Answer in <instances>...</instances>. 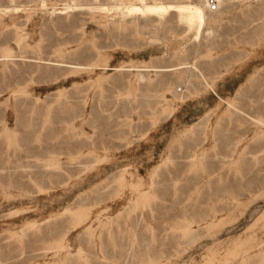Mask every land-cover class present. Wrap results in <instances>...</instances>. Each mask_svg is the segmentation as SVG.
<instances>
[{"label":"rangeland","instance_id":"obj_1","mask_svg":"<svg viewBox=\"0 0 264 264\" xmlns=\"http://www.w3.org/2000/svg\"><path fill=\"white\" fill-rule=\"evenodd\" d=\"M195 1L0 0V264H264V0Z\"/></svg>","mask_w":264,"mask_h":264},{"label":"bare ground","instance_id":"obj_2","mask_svg":"<svg viewBox=\"0 0 264 264\" xmlns=\"http://www.w3.org/2000/svg\"><path fill=\"white\" fill-rule=\"evenodd\" d=\"M197 1V0H196ZM189 2V4L188 5H180V6H178L177 7V10H178V18L180 19V20H185L188 24H189V26L190 27H202L203 25H204V22H205V18H204V10L203 9H205L206 7V5H207V3H206V0H199V1H197V2ZM216 1H218V5H221L222 4V2L224 1V0H216ZM226 4V3H225ZM142 5V4H141ZM147 5V4H146ZM224 5V4H223ZM231 6V5H230ZM221 7V6H220ZM141 8V7H140ZM167 9H168V7H166V6H163V5H157V4H155V5H152V6H145V11H146V13L147 12H150V13H156V14H162V13H164L165 11H167ZM143 11H144V8L142 9ZM131 11V10H130ZM135 11V10H134ZM131 12H133V11H131ZM142 13H144V12H142ZM207 19V18H206ZM201 32V31H200ZM199 34V33H198ZM199 36V35H198ZM182 80V79H181ZM136 190L138 191V189L136 188ZM141 191H138V193H140ZM146 194V193H145ZM145 194H142V196H144L145 197ZM139 196V195H138ZM141 197V196H140ZM181 232H182V234L184 235V236H190V234L192 233V227H190V226H186V227H183L182 229H181ZM173 234V233H172ZM191 237V236H190ZM256 241V240H255ZM64 245H62L61 246V248L63 247ZM250 246V245H249ZM245 249V248H244ZM249 249V248H248ZM251 249V248H250ZM243 251V250H242ZM261 251V250H260ZM240 252V251H239ZM242 253V252H241ZM244 253V254H243ZM242 254V256H240V257H242L241 258V264H245V261L247 260H249L250 259V255H249V253L250 252H248V250H245L244 252H243ZM262 255L264 254V252L263 253H261ZM260 254V255H261ZM238 255V254H237ZM237 255H236V257H237ZM256 255H259V253H257ZM239 256V255H238ZM261 257V256H260ZM239 258V257H238ZM237 259V258H236ZM228 263V262H227ZM226 263V264H227Z\"/></svg>","mask_w":264,"mask_h":264},{"label":"built area","instance_id":"obj_3","mask_svg":"<svg viewBox=\"0 0 264 264\" xmlns=\"http://www.w3.org/2000/svg\"><path fill=\"white\" fill-rule=\"evenodd\" d=\"M206 3L209 11H213L216 9V0H206Z\"/></svg>","mask_w":264,"mask_h":264}]
</instances>
